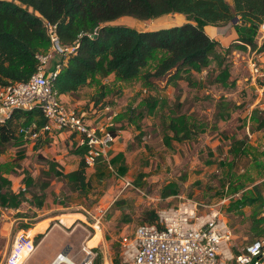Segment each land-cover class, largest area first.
Masks as SVG:
<instances>
[{
	"label": "rangeland",
	"instance_id": "obj_1",
	"mask_svg": "<svg viewBox=\"0 0 264 264\" xmlns=\"http://www.w3.org/2000/svg\"><path fill=\"white\" fill-rule=\"evenodd\" d=\"M178 21L163 15L149 21L121 18L116 24L154 30ZM246 50L221 49L234 86L214 82L219 68L213 62L201 73L173 68L153 78V85L141 75L122 80L99 73L70 98H60L67 111L92 125L108 129L112 123L116 135L108 157L86 167L91 184L85 191L64 178L83 157L74 135L56 130L62 133L54 134L57 141L52 131L31 139L19 133L17 122L14 137L0 141L1 191L18 195L16 205L0 204V264H6L21 230H29L37 246L31 264L46 258L56 245L48 243L52 239L59 249L70 246L75 261L83 255L82 245L90 244L98 264H125L124 253L135 229L148 222L147 213L181 199L224 201L233 253L264 237V112L248 68L259 63H248ZM235 57L244 59L237 67ZM152 62L145 70L155 67ZM226 101L229 113L221 119L217 112ZM46 234L48 242L39 245Z\"/></svg>",
	"mask_w": 264,
	"mask_h": 264
},
{
	"label": "trees",
	"instance_id": "obj_2",
	"mask_svg": "<svg viewBox=\"0 0 264 264\" xmlns=\"http://www.w3.org/2000/svg\"><path fill=\"white\" fill-rule=\"evenodd\" d=\"M175 13L185 15L190 21L154 30L109 24L126 16L144 21ZM234 19L238 37L226 48L200 27ZM263 22L264 0H0V85L25 82L34 74L38 64L36 55L52 47L47 30L51 25L55 26L61 47L76 46L66 55L53 52L52 58L54 55L61 58L54 63L51 58L48 63L49 67L61 65L53 81L59 96L75 94L90 82L92 75L99 73H114L122 80L141 75L146 83L153 85V78L164 76L173 68L201 73L213 62L219 68L214 82L224 87L234 86V80L228 81L230 74L221 49L229 53L233 48L255 47L257 31ZM153 60L155 67L145 70ZM228 105L226 101L217 112L219 118H226ZM32 121L39 127L44 124L40 110H15L0 123V141L14 137L17 122L20 128ZM109 130L116 136L112 126ZM78 147L84 153L85 148ZM120 156V153L113 156L112 161ZM64 178L80 191L89 188L91 183L86 178L83 157L77 168ZM1 190L0 184L1 205L17 204V194L10 189ZM156 218L155 211L147 213L148 222ZM93 264H98L97 257Z\"/></svg>",
	"mask_w": 264,
	"mask_h": 264
},
{
	"label": "built area",
	"instance_id": "obj_3",
	"mask_svg": "<svg viewBox=\"0 0 264 264\" xmlns=\"http://www.w3.org/2000/svg\"><path fill=\"white\" fill-rule=\"evenodd\" d=\"M52 47L46 53H38L36 71L25 82L0 85V123L10 118L15 110L38 109L45 122L39 127L35 121L22 125L19 133L31 139L50 131H66L73 134L77 145L84 147L83 160L87 168L95 166L100 158L106 159L116 136L108 129L92 125L83 115L67 111L53 87V81L61 65L49 67L53 52L66 55L74 47L60 46L55 26H47ZM264 40V22L257 34ZM251 80L259 93L258 108L264 112V63L250 64ZM106 110H109L107 107ZM111 118V117H110ZM202 204L191 199L159 209L154 222H147L135 229L133 239L124 253L125 264H264V237L248 244L243 251L231 250L232 233L224 218L221 205ZM34 250L33 234L19 231L7 256L6 264H23ZM83 255L78 261L64 252L58 253L50 264H93L97 251L83 244Z\"/></svg>",
	"mask_w": 264,
	"mask_h": 264
},
{
	"label": "crops",
	"instance_id": "obj_4",
	"mask_svg": "<svg viewBox=\"0 0 264 264\" xmlns=\"http://www.w3.org/2000/svg\"><path fill=\"white\" fill-rule=\"evenodd\" d=\"M230 1V0H228ZM169 16L170 15H174L176 18H178V23H173L172 25H179V24H182L184 22H188L190 20L187 19V17L183 14H178V13H175V14H168ZM166 15V16H168ZM122 18H132V17H129V16H126V17H122ZM121 19V18H120ZM118 19V20H120ZM144 21H147V20H144ZM149 21V20H148ZM191 22H194V21H191ZM117 23V20L116 21H112L110 22L109 24H116ZM195 23V22H194ZM171 25V26H172ZM200 27L215 41L219 42V44L223 47V48H226L228 47L231 43L233 42H236V39L238 37L237 35V32L234 28V23L232 22H228V23H224V24H216V25H213V24H201ZM137 29V28H136ZM138 30H141V29H138ZM258 38L257 40H255L256 42V45L255 47L251 48V47H247V61L248 63H250L253 59L256 60L257 63L259 64H262L264 63V50H262L260 47L262 45V42L264 40L260 39L259 37V34L256 35ZM236 56H240L239 53L236 52ZM242 59L238 58V57H235L234 58V65L235 67H237L240 62H243L242 60L243 57H241ZM248 68H249V72H250V65H248ZM193 73H196V72H192ZM114 74V73H113ZM79 91V90H78ZM72 95V94H71ZM60 98H64L65 100L67 98H70V95H61ZM75 99V98H74ZM54 131H52V140L53 141H57L56 140V135H59L62 136V133H58L57 131H55V133H53ZM56 134V135H54ZM252 134L247 132V137L249 139L252 138ZM115 144V143H114ZM53 219V217H52ZM45 225V224H44ZM40 226L37 228V231H40L42 230L43 226ZM49 234H46L44 235V237H42V241L40 242L39 245H43L45 244V242H48V237ZM52 242V245L53 244H56L54 247L51 246V251L48 253V255L46 256V258H44L43 260H41L38 264H50L51 261L55 258V256L60 253V252H64L66 253L68 256L72 257L73 259L75 258L74 254H72V249L70 246H67V247H63L61 249H59V246H57V243H55V239H52V241H49L48 243ZM47 243V244H48ZM50 244H48L49 246ZM37 248V246H36ZM36 248H34V250L32 251V253L26 258V260L24 261V264H31V258L32 256L34 255V252L36 250ZM80 258H77V261L79 260Z\"/></svg>",
	"mask_w": 264,
	"mask_h": 264
},
{
	"label": "water",
	"instance_id": "obj_5",
	"mask_svg": "<svg viewBox=\"0 0 264 264\" xmlns=\"http://www.w3.org/2000/svg\"><path fill=\"white\" fill-rule=\"evenodd\" d=\"M236 22V19H234L233 21H232V23H235ZM66 254V253H65ZM253 262L254 261H252L250 264H253Z\"/></svg>",
	"mask_w": 264,
	"mask_h": 264
},
{
	"label": "bare ground",
	"instance_id": "obj_6",
	"mask_svg": "<svg viewBox=\"0 0 264 264\" xmlns=\"http://www.w3.org/2000/svg\"><path fill=\"white\" fill-rule=\"evenodd\" d=\"M261 33H263V32L261 31Z\"/></svg>",
	"mask_w": 264,
	"mask_h": 264
}]
</instances>
